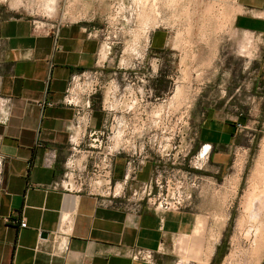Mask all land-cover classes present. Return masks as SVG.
Instances as JSON below:
<instances>
[{
	"label": "crops",
	"instance_id": "1",
	"mask_svg": "<svg viewBox=\"0 0 264 264\" xmlns=\"http://www.w3.org/2000/svg\"><path fill=\"white\" fill-rule=\"evenodd\" d=\"M237 6L233 28L257 36L264 47V0H237ZM102 48L98 29L86 21L44 23L0 11V96L11 98L9 116L0 121V264H147L129 255L135 247L153 250L155 264H169L215 238L214 218L200 209L197 194L179 210L159 211L145 201L128 209L95 192L97 184L86 190L73 178V166L87 169L86 142L101 137L108 120L93 111L90 123L78 126L76 109L61 100L73 74L102 66ZM254 88L243 102L256 108L264 97L257 82ZM210 98L195 139L197 150L211 146L206 170L213 178L226 174L235 146L244 148L237 144L246 135L238 122L248 123L234 94L223 90ZM117 156L111 154L107 172L116 191L130 193L123 186L130 179L138 185L154 176L156 166L146 160L128 177L131 158ZM94 166L103 168L102 154Z\"/></svg>",
	"mask_w": 264,
	"mask_h": 264
},
{
	"label": "rangeland",
	"instance_id": "2",
	"mask_svg": "<svg viewBox=\"0 0 264 264\" xmlns=\"http://www.w3.org/2000/svg\"><path fill=\"white\" fill-rule=\"evenodd\" d=\"M0 11L24 13L44 23L80 19L102 33V50L109 52L108 58L101 56L105 60L98 68L102 72V88L92 97L91 107L108 120V126L100 137L101 143L87 141L82 149L89 154L87 169H70L73 178L83 182L84 189L93 187L98 176L90 178L95 172L99 175L94 162L108 151L105 147L109 145L117 157L134 156L136 162L148 160L166 174L173 169L198 173L204 180L193 189L190 204L197 194L200 209L208 218H214L211 220L215 238L207 247L200 240L198 251L183 253L182 258L174 256L169 264L261 263L264 247L254 258L250 239L242 236L247 226H242L241 219L245 193L252 186L251 175L264 137V98L255 108L245 104L243 96L245 91L253 93L257 82L264 97V47L257 36L233 28L239 11L237 0H0ZM223 90L226 97L234 94L244 108L238 115L248 124L244 128L246 135L237 143L244 148L235 146L226 174L211 178L206 170L208 161L194 160L199 152L195 133L206 116L210 95H220ZM76 91L81 93L82 88L77 87ZM161 106L164 108H158ZM91 143L96 146H89ZM239 163L242 171L238 178L235 174ZM195 164L202 169H196ZM257 179L264 182L263 177ZM123 186L130 193L120 202L128 209L138 210L129 200L131 189L137 184L130 179ZM100 188L94 191L104 198L111 197L109 190ZM204 232L205 229L198 232L200 239Z\"/></svg>",
	"mask_w": 264,
	"mask_h": 264
},
{
	"label": "built area",
	"instance_id": "3",
	"mask_svg": "<svg viewBox=\"0 0 264 264\" xmlns=\"http://www.w3.org/2000/svg\"><path fill=\"white\" fill-rule=\"evenodd\" d=\"M98 32L100 35H102L99 29ZM55 35L56 37H58V29L55 31ZM59 46L60 45L56 44V48L59 49ZM101 76L102 72L100 69L85 70L73 74L69 80L67 91L63 96L61 102L63 104L72 105L76 109V124L78 126H81L82 124L88 125L90 123L93 112V109L91 107V100L92 97L98 93V90L102 88V86L99 85ZM77 87L79 89L82 88L81 93H78V91H76ZM10 101L11 98L0 96V121L8 118L9 116ZM238 128L244 129L245 126L241 122H238ZM104 132L105 131L103 130L101 135H103ZM93 141L96 143H101L100 137L98 136L95 137ZM91 145L92 147L96 146L95 144ZM206 146L207 144H203L199 152L194 156V160L196 163H199L200 161L206 163L208 161L211 146L202 151ZM111 154V149L108 150L105 154L102 153L103 163L106 164L102 169H99V178H97L94 183L97 184L98 187L104 186L105 189L109 190L110 195L112 196L111 202H113L114 204H118L119 206L126 207V205H124V203L120 202L119 200L120 198L125 197L124 189L122 190V192L113 189L111 184L112 181L109 174H107L111 164ZM200 155H202V157L206 156V158L202 160L200 158ZM144 157H147V155ZM136 161L137 159L134 158V156H132V158L129 160L130 170L127 174L128 177L132 171H136L137 167L143 164L146 160H142V162ZM131 168L133 170H131ZM195 168L202 169V166L200 167L195 164ZM3 172V159L0 158V185L3 181ZM101 177L106 178L105 183H101V179H105ZM202 180H204V178L198 173H191L182 169H173L172 172L166 174L163 169L159 168V166H156L155 174L151 178V180L140 183L139 185L131 189V198H129V200L131 199V202H133V204H135V206H137L139 209L140 207H142V202L145 201L148 206L153 207L159 211L179 210L190 205V200L192 199L194 193L193 189L197 188ZM79 184L83 186V182ZM21 226H27V221L25 218L22 220ZM129 255L132 258L136 260H142L147 264H155V252L148 248L135 247L129 252Z\"/></svg>",
	"mask_w": 264,
	"mask_h": 264
},
{
	"label": "bare ground",
	"instance_id": "4",
	"mask_svg": "<svg viewBox=\"0 0 264 264\" xmlns=\"http://www.w3.org/2000/svg\"><path fill=\"white\" fill-rule=\"evenodd\" d=\"M16 9V7L14 8ZM226 28V27H225ZM209 37V36H208ZM202 38V37H201ZM204 40V39H203ZM206 40V39H205ZM208 40V39H207ZM184 42V41H183ZM203 42V41H202ZM205 42V41H204ZM211 43V42H210ZM184 44V43H183ZM210 45V44H209ZM190 46V45H189ZM108 50L106 48H104L102 50V54H103V59L107 58V55H108ZM249 57V56H248ZM102 58V57H101ZM103 61V60H102ZM104 62V61H103ZM180 86V85H179ZM181 88V87H180ZM179 88V89H180ZM182 90V89H181ZM176 92V91H175ZM174 92V93H175ZM178 93V92H177ZM181 92H179L180 94ZM179 98V97H177ZM176 98V99H177ZM173 100V98L171 99ZM180 100V99H179ZM174 101V100H173ZM178 101V100H177ZM165 102V101H164ZM162 102V103H164ZM181 102V101H180ZM167 103V102H166ZM172 103V102H171ZM170 103V104H171ZM175 103V102H174ZM179 103V102H178ZM169 104V105H170ZM166 105V104H164ZM163 105V106H164ZM174 105V104H173ZM179 105V104H178ZM181 105V104H180ZM167 106H168V103H167ZM177 106V105H176ZM165 107V106H164ZM164 107H158V108H164ZM166 108V107H165ZM168 108V107H167ZM170 108H171V105H170ZM176 108V107H175ZM181 108V107H179ZM173 109V108H172ZM177 109V108H176ZM157 109H155L156 111ZM165 110V109H164ZM175 110V109H173ZM162 111V110H161ZM157 112V111H156ZM168 112V111H167ZM166 112V113H167ZM164 115L165 112H163ZM155 114V113H154ZM158 114V113H157ZM162 114V113H161ZM171 114V112H170ZM158 116V115H156ZM162 117V115H161ZM162 119H164L162 117ZM161 119V120H162ZM128 143V142H127ZM116 151V150H115ZM200 158L202 160H204L206 158V156L202 157V155H200ZM258 162H256V167L254 168L255 172L253 175L251 176H254V179H253V182H252V186H250V188L247 190V192L245 193V197H244V203L242 205H244V209L242 210L243 211V215H242V219H241V224L242 226L245 225L247 226L246 230L244 231L243 233V238L246 239H250L251 241V245H252V250L250 253H253V257L254 258H257V255L259 253V250H261L263 247H264V182L263 180L259 181L262 185H258L257 183L258 182V179L257 177H263L264 178V175L262 176L261 172H264V137L262 139V149H261V152L258 156ZM243 163V162H242ZM238 165V163H237ZM237 167V166H236ZM238 169L236 170V176L238 177V175L240 174V170H241V163H239V166L237 167ZM242 171V170H241ZM257 174V175H256ZM260 175V176H259ZM257 176V177H256ZM233 177V176H232ZM234 178V177H233ZM239 178V177H238ZM251 178V177H250ZM260 180V178H259ZM251 184V183H250ZM249 185V184H248ZM240 224V225H241ZM244 226V227H245ZM244 227H242L244 229ZM242 229V230H243ZM242 234V233H241ZM241 236V237H242ZM240 238L238 237V240ZM214 250H215V247H213L212 249V253H214ZM237 252H241V250H237ZM242 253V252H241ZM234 255V254H233ZM233 257V256H232ZM239 257V256H238ZM235 258V257H233ZM240 262V261H239ZM247 264V263H246ZM253 264V263H251Z\"/></svg>",
	"mask_w": 264,
	"mask_h": 264
},
{
	"label": "water",
	"instance_id": "5",
	"mask_svg": "<svg viewBox=\"0 0 264 264\" xmlns=\"http://www.w3.org/2000/svg\"><path fill=\"white\" fill-rule=\"evenodd\" d=\"M46 236V234H44Z\"/></svg>",
	"mask_w": 264,
	"mask_h": 264
}]
</instances>
